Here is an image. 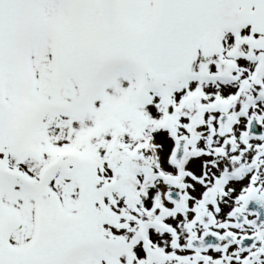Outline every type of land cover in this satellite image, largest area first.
Listing matches in <instances>:
<instances>
[{
    "label": "rangeland",
    "instance_id": "rangeland-1",
    "mask_svg": "<svg viewBox=\"0 0 264 264\" xmlns=\"http://www.w3.org/2000/svg\"><path fill=\"white\" fill-rule=\"evenodd\" d=\"M83 6H75L73 4L67 5L64 0H51L48 6L36 5L32 6V10L26 14L27 21L25 22V13L22 5L8 4L6 9V16L0 18V48L4 49L9 55L10 59L5 60L4 64L0 63V72L3 73L5 79L0 73V91L2 93V99L7 100V103L13 105V92L9 90V85L13 84V79L16 80V86L21 85L23 79H27L30 82L29 77L25 74L33 77V83L36 87L35 96L40 99V104L36 102L34 97L29 96L27 92H22L33 101L35 107H24L21 99L19 100V106L13 108L16 110V114L19 116V120L23 119L21 126H30L29 121H34L39 127V131L35 135V140L43 141L47 150H41L39 154H36L29 149L27 144L20 146L21 157L18 155L19 160L14 163L12 155L9 153V147L5 146L2 150L0 148V171L4 166H14L27 170L32 169V175H39V167L43 166L47 159L50 157V148L56 145V147H65V138L61 137L64 132L62 128L66 126L72 119L73 127L77 131L80 122L77 121L76 112L92 113L97 110L93 115L97 113V125L104 124V117L99 115V111H106L112 116L120 118L122 112L117 111L114 107H117L122 111L123 99H126L132 90L134 89L140 92L136 82L138 78V72L124 58L116 55L115 42L111 39H103L97 30V16L94 10V4L85 5L87 9L92 7V11L88 12L89 20L86 24L85 21L80 19L81 9ZM46 10H48L46 12ZM68 13L70 14L69 19ZM139 23L144 20L143 14L138 15ZM66 24V25H65ZM23 25L26 26V32L22 33ZM65 25V26H63ZM16 52V63L21 65V76L19 72L14 76L12 71L13 57L12 53ZM57 54L59 63L52 59L51 54ZM117 61L124 65V71L128 75V81L123 82V88L117 91H110L105 89L103 95L107 92L109 95L97 98V106L90 104H84L80 98L69 100L67 97L61 98L59 90L62 87L61 81L68 80L69 89H74L77 80L81 73H88L86 68L90 63L97 62V67L102 66L106 61ZM68 72H65L67 71ZM46 74V77L44 76ZM104 88V85H100ZM119 88V87H117ZM133 92V93H134ZM53 93L54 98L51 96ZM141 93V92H140ZM57 95V97H56ZM49 99L53 101L49 105H45ZM107 100H113L112 105L107 103ZM72 103L68 109L65 105ZM89 108V109H88ZM0 110V125L2 122L8 123L15 120V117L7 115V112ZM60 112H69L71 114H62ZM6 114V116H4ZM124 114V112H123ZM67 115L69 117H66ZM17 130L19 124L16 122ZM88 124L83 128L87 129ZM97 135L101 132V140H97V145L92 143L90 145H83L80 140H73L67 145V147H77L83 150L86 155H89L96 159L97 154L104 156L106 151L110 150L107 140L101 145L105 135L103 127L98 128ZM9 131L13 132L14 127ZM61 132V133H60ZM79 134H82L78 132ZM2 138V133H0ZM34 138V137H33ZM12 138H6V141H11ZM4 156V164H3ZM98 160L104 161L99 158ZM80 167V172H77ZM74 170H70L64 173H69L68 176L59 174L56 176V185L47 187L42 193H61L60 190H70L74 193H82V196L71 195L66 196L63 194L64 199L57 202L53 201L52 211L48 212L47 200L42 201V205H36L37 211L33 208L27 215H23L22 224L26 222L38 223L42 222L39 227L41 230L37 231L39 234L56 229L66 228L72 230L76 238L74 243L75 247L80 246V251L84 257L83 264H158L162 262V255L167 251L173 255H176V247L170 243L168 236L158 234L152 236L150 243L151 250L147 256L143 254L138 244L139 227L142 223L141 210L138 208L136 201L138 195H135L132 200V206L129 208H122L120 211V205L109 216H106L101 221V227L99 229V223L95 219L99 217L97 213V206L95 204L94 210L85 211L88 206V199L86 193H94L97 191V167L86 161L82 163ZM109 170V166L101 170L105 175ZM109 177H106V181ZM2 175L0 174V187L5 189L6 193L9 190L5 185L1 183ZM56 187V188H54ZM1 193V191H0ZM23 193V192H19ZM74 199V202H67V200ZM109 203H115L119 200L112 195L107 197ZM143 200L142 197H140ZM107 201V200H106ZM127 201V200H126ZM102 202V201H101ZM27 202L24 203L26 206ZM74 209V210H73ZM73 210V211H70ZM94 211V213L92 212ZM48 212V213H47ZM132 216L130 213H132ZM86 214V217H85ZM129 214V215H128ZM128 215L127 223L123 221ZM7 220L11 221L12 218L8 216ZM95 217V218H93ZM92 221V222H90ZM90 222V223H89ZM52 224V229L47 228L49 224ZM126 224L130 229V233L124 234L121 227ZM38 229V227H36ZM159 240L162 247H158V243L154 242ZM131 244L129 250L126 245ZM41 242L37 243L40 246ZM152 253V254H151ZM171 256L167 253L164 257V261ZM215 261V258H212ZM78 264V262H77Z\"/></svg>",
    "mask_w": 264,
    "mask_h": 264
},
{
    "label": "bare ground",
    "instance_id": "bare-ground-1",
    "mask_svg": "<svg viewBox=\"0 0 264 264\" xmlns=\"http://www.w3.org/2000/svg\"><path fill=\"white\" fill-rule=\"evenodd\" d=\"M230 195H231V194H230ZM183 217H184V214H183V213H181V214H177V215H176V220H177V222H179L180 220H182ZM179 226H180V230L183 229L182 223L179 224Z\"/></svg>",
    "mask_w": 264,
    "mask_h": 264
},
{
    "label": "water",
    "instance_id": "water-1",
    "mask_svg": "<svg viewBox=\"0 0 264 264\" xmlns=\"http://www.w3.org/2000/svg\"><path fill=\"white\" fill-rule=\"evenodd\" d=\"M181 2H183V0H172L170 5H171V7L175 8V7L179 6Z\"/></svg>",
    "mask_w": 264,
    "mask_h": 264
}]
</instances>
